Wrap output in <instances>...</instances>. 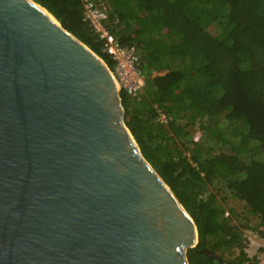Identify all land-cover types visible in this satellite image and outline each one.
I'll return each instance as SVG.
<instances>
[{"label":"water","instance_id":"1","mask_svg":"<svg viewBox=\"0 0 264 264\" xmlns=\"http://www.w3.org/2000/svg\"><path fill=\"white\" fill-rule=\"evenodd\" d=\"M124 114L97 55L0 0V264H189L196 225Z\"/></svg>","mask_w":264,"mask_h":264},{"label":"trees","instance_id":"2","mask_svg":"<svg viewBox=\"0 0 264 264\" xmlns=\"http://www.w3.org/2000/svg\"><path fill=\"white\" fill-rule=\"evenodd\" d=\"M31 1L113 67L81 0ZM102 1L106 29L136 48L145 80L139 100L120 92L124 123L197 228L189 264H259L234 221L247 229L255 218L249 229L264 238V0ZM227 197L244 215L224 206Z\"/></svg>","mask_w":264,"mask_h":264},{"label":"built area","instance_id":"3","mask_svg":"<svg viewBox=\"0 0 264 264\" xmlns=\"http://www.w3.org/2000/svg\"><path fill=\"white\" fill-rule=\"evenodd\" d=\"M100 1V2H99ZM83 17L90 27L103 42L104 49L113 61V67L109 70L112 73L119 92L124 91L129 96L139 100L144 88L145 80L143 71L138 64L137 50L134 46L121 45L105 27L108 15L105 11L108 7L106 1L81 0ZM168 117L162 109H157L156 121L160 124H167ZM200 133L193 135V141L199 142ZM228 217V212L224 214Z\"/></svg>","mask_w":264,"mask_h":264},{"label":"rangeland","instance_id":"4","mask_svg":"<svg viewBox=\"0 0 264 264\" xmlns=\"http://www.w3.org/2000/svg\"><path fill=\"white\" fill-rule=\"evenodd\" d=\"M194 133L199 132L198 124L192 128ZM201 134V133H200ZM201 140V139H200ZM223 194H217V200L220 201ZM226 208H233L235 211L241 215H244V203L238 200H233L227 197V201L224 204ZM228 216H230L229 211ZM245 220H237L235 219L234 223H236L241 229L240 231L243 234V244H244V252L247 254L248 258L256 259L259 264H264V238H261L255 231L250 230L251 226H255L258 223V220L255 218L249 219V228L244 229L243 226ZM237 253H235L236 255Z\"/></svg>","mask_w":264,"mask_h":264}]
</instances>
